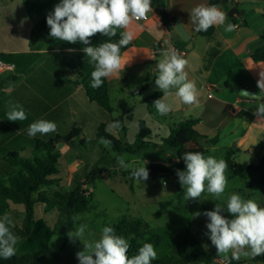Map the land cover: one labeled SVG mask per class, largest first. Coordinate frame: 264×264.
<instances>
[{"label":"crops","instance_id":"obj_1","mask_svg":"<svg viewBox=\"0 0 264 264\" xmlns=\"http://www.w3.org/2000/svg\"><path fill=\"white\" fill-rule=\"evenodd\" d=\"M162 2L166 13L173 18L171 31H168L159 10L153 9L147 20L133 21L131 30L135 33L134 39L121 53L125 67L122 72L105 78L113 111L103 118V115H98L101 112L97 104L90 102L84 91L94 71L90 58L81 49L72 47L49 49L48 42L53 39L49 35V26L45 23L42 29H38L60 0H0V60L14 69L0 75V162L8 152L30 157L37 138L51 140L56 135L79 129L77 138L67 144L61 141L55 144L60 153L58 175L72 187L73 177L93 164L87 163V159L82 158L80 151L74 149L71 143L86 138L88 128L96 131L100 125L115 137L127 138L124 123L132 119L136 107L146 109L144 101L147 98L155 93H159L160 98L164 95L155 84L157 64L162 58L161 52L171 47L185 52L181 55L188 61L185 71L188 79L196 83L199 103H181L175 96L176 90L172 89L166 102L173 105V110L164 116L153 114L163 121L152 120L146 109L148 114L144 119H138L137 127L140 121H144L149 128L151 125L167 127L171 123V128L184 120L197 119L199 122L194 126L195 130L208 140L216 138L214 146L220 147L224 154L239 151L237 154L249 155L261 147L264 155V122L258 123V117L254 115L258 104L264 102V93H260L257 86L264 62L251 59L252 53L263 45L260 34L264 30V0H228L227 4L219 6L227 13L225 25L213 26L207 32L194 30L190 12L200 4L210 6L208 0ZM232 7L243 11L242 14L232 15L233 22L228 16ZM227 24L236 27L228 32L225 31ZM122 31L117 30L118 33ZM243 90L260 94L261 99L241 96ZM112 93L116 94L115 105L111 103ZM9 102L22 105L27 119L8 121ZM117 109L122 111L121 115L113 116ZM118 117L122 120L119 127L123 126L125 130L119 127L107 130V126L116 122ZM39 119L55 122L56 131L29 136V125ZM136 134L137 130L133 132L134 137ZM8 207L6 213L11 218H17L11 226L15 233L27 238L38 231L35 229L38 219L34 218L29 233L22 235L24 209L11 203ZM41 231L52 235L48 228L38 232ZM249 259L239 261L241 264H250L249 261L261 264Z\"/></svg>","mask_w":264,"mask_h":264},{"label":"clouds","instance_id":"obj_2","mask_svg":"<svg viewBox=\"0 0 264 264\" xmlns=\"http://www.w3.org/2000/svg\"><path fill=\"white\" fill-rule=\"evenodd\" d=\"M153 12L152 0H60L54 10L47 15L46 23L50 28V37L69 44L85 45L83 53L94 64L91 72V87H102L104 79L123 71L121 48L127 47L134 39L135 33L131 30L133 21L147 20L148 14ZM191 24L196 32H207L213 26L225 25L227 13L221 11L217 5L200 4L191 12ZM236 25L227 24L225 31L231 32ZM120 32L118 42H104L90 46V38L100 34L106 37H115ZM71 51V50H70ZM161 59L157 64L158 76L155 84L164 95L154 101L157 112L164 116L173 110V105L166 102L170 90L175 89V96L185 105L199 103V90L195 81L189 80L185 71L188 61L177 50L168 48L161 52ZM257 86L264 93V70L259 73ZM241 96L260 100V94H251L246 90ZM7 120L16 122L27 119V113L19 103L9 102L6 113ZM254 115L258 123L264 122V102L256 107ZM119 122L110 123L107 130L117 129ZM57 125L53 121L39 119L31 123L27 134L35 137L37 134L47 135L55 132ZM107 148L112 142L104 137L99 141ZM182 159L186 169L176 170L178 180L185 190V200H196L206 191L220 199L227 188V162L213 156L205 157L201 152H185ZM120 167L128 169L131 166L125 162L124 156L117 157ZM142 166L132 169L131 176L141 182L148 180L149 171ZM226 211L231 215L228 218L221 213ZM195 215L199 216L200 213ZM208 218L206 224L209 230L211 244L216 248L217 255L223 257L225 264L232 260L255 258L264 255V207L254 200H245L238 193H231L226 202V208L219 204L212 211L203 213ZM73 221L80 217L74 216ZM12 219L5 213L0 217V258H12L17 253L19 237L11 230ZM86 224H79L76 229L67 233L71 241L79 240L84 250L76 253L79 264H152L157 259V252L151 243H143L138 248V254L129 257V242L115 233L111 226L101 230L98 240H85ZM230 254V255H229Z\"/></svg>","mask_w":264,"mask_h":264},{"label":"rangeland","instance_id":"obj_3","mask_svg":"<svg viewBox=\"0 0 264 264\" xmlns=\"http://www.w3.org/2000/svg\"><path fill=\"white\" fill-rule=\"evenodd\" d=\"M114 99L117 100L116 94L112 93V105H115ZM97 107L98 111L101 112L98 115H103V118H107L108 113L98 105ZM121 112V110L117 109V111H114L113 116H119ZM148 113L145 107L142 109L138 106L132 119L125 121L127 138L124 140L126 142L132 143L134 141L133 132L135 130L138 132V119H144V116ZM149 114L152 115V120L163 121L162 118ZM170 125L171 123L167 124L168 128L151 125V140L155 143H160L161 139L167 137ZM95 133L96 131L92 128L86 130L85 136L90 143L85 146H80L79 141L71 143L74 149L80 151L81 157L87 159V163L93 164L80 174L85 175L80 178L81 189L91 195L89 208L85 212L75 215L80 217L78 221H75L76 227L81 223L87 225L85 232V240L87 241L91 242L100 238L103 223L111 224L123 215H130L145 221L160 237V244L155 248L157 258L162 256L173 258L169 252V245L185 229H189L196 240L214 257L221 258V256L217 255V250L211 244L209 236L206 235L209 231L206 227L208 219L201 216L202 209L205 208L207 211H212L218 203H221L226 208L227 198L231 193H238L245 200L252 199L259 206L264 207V183L261 182V176L264 177V171L262 175L257 171L260 159L263 156L261 147H257L249 155L232 154L228 156L235 163L247 164L249 169L243 177H233L226 170L228 184L225 193L220 199L205 191L200 198L186 201L184 188L182 187L183 193H179L172 178L156 177L139 182L136 179L129 178L127 172L142 166L144 160L147 161L145 167L152 163L172 165L181 153L199 150L196 143L186 141L183 136H178L179 146L164 153H156L150 149L139 151L136 154L115 153L111 148L101 144L100 140H95ZM204 147L207 148L205 157L213 156L220 160L227 154V152L224 154L223 150L217 146ZM118 156H124L125 162L131 167L127 170L120 167L117 160ZM60 182L58 187L62 191L71 189L70 183L66 182L64 177H61ZM58 187H41L39 193L47 194L52 189H58ZM19 206L23 208V206ZM196 213H200V215L197 216L195 215ZM57 217L58 212L55 208L47 209L44 204H38L35 209V218L38 219L35 223V229L37 228L40 231L48 228L49 233H51L50 230L54 228ZM11 219L13 222L17 220L14 216ZM11 230L19 237L16 254L31 253L38 255L44 252L46 248H49L53 252L60 253L58 264H79L76 253L83 251L84 246L78 239L71 241L68 238L63 248L64 239L61 236L46 235L43 231L41 233L34 231L29 237L23 238L20 233H15L16 230L14 228ZM241 259L250 260L244 257ZM249 263L256 264L251 261Z\"/></svg>","mask_w":264,"mask_h":264},{"label":"trees","instance_id":"obj_4","mask_svg":"<svg viewBox=\"0 0 264 264\" xmlns=\"http://www.w3.org/2000/svg\"><path fill=\"white\" fill-rule=\"evenodd\" d=\"M210 5L222 6V0H208ZM162 7L163 10L159 11L160 16L166 25L168 31H171V24L173 18L170 17L165 9L162 0H152V8L158 10ZM233 22V16L229 18ZM46 21H42L38 25V29H42L46 24ZM260 38L263 40V45L256 49L251 59L254 62H264V30L260 34ZM120 39V33L117 32L115 37H106L97 34L90 38V46H96L104 42H118ZM72 47L81 49L85 45L69 44L60 40L51 39L48 42L49 49H62ZM128 47V46H127ZM126 47V48H127ZM122 47L120 52L126 50ZM84 91L87 99L90 102L96 103L106 113L111 114L113 109L110 106L108 97V84L104 79V83L100 88H92L91 82L84 87ZM161 95L155 93L147 98L144 103L146 109L151 114H159L153 103L155 100L160 99ZM115 121L121 123V117L115 119ZM199 122L197 119H187L177 123L174 127H171L167 137L161 139L160 143H155L151 140V129L146 125L144 121L138 123V132L132 143L126 142L122 136L115 137L105 131L103 125L96 129L95 140H100L104 137L112 142L111 150L115 153H128L136 154L143 150H152L156 153H164L169 149L177 148L178 136H183L186 141L194 142L198 145L199 150L205 156L207 154V148L198 144V138L214 146L217 142L216 138L206 139L205 136L200 135L194 128ZM122 130L125 128L119 127ZM80 135L79 129H72L70 132L64 135H56L51 140L35 139L34 146L31 151L30 157H23L17 152H8L0 162V217L8 211V205L18 204L23 206L24 219L22 223V235H26L32 228V223L35 218V209L38 204H44L47 209H56L58 217L54 228L51 229L52 235L61 236L64 239L63 248L67 243V233L70 230H75L76 222L73 221V217L76 214L85 212L89 208L91 195L89 192H85L81 189L80 178L83 175H75L73 177V185L69 191H62L58 185L61 181L59 177V159L60 153L56 149L55 144L59 141L67 144L71 140L77 138ZM90 141L83 137L79 140L80 146L89 144ZM264 144V139H263ZM190 152V151H186ZM239 151H227V154L221 158L227 162V171L233 177H243L248 171L247 164L235 163L228 156L237 154ZM185 152L181 153L175 163L172 165H164L161 163H152L146 166L149 171V179L161 177L172 178L176 183V189L179 193H183L182 185L178 180L176 170L181 171L186 169V165L182 159ZM131 171L127 172L129 178L134 179L131 176ZM257 171L261 173L264 171V155L260 159V163L257 167ZM261 182L264 183V177L261 176ZM55 186L58 189H52L47 194L39 193L41 187ZM131 189V187H130ZM221 207L225 208L221 203H218ZM207 210L204 208L201 211V216ZM222 215L231 218V215L226 211L221 213ZM208 219L206 216H204ZM105 226H111L114 228L115 233L124 237L130 244L128 251L129 257L138 254V248L143 243H151L157 248L160 244V237L145 221L138 217L130 215H123L117 221L108 224L103 223L102 228ZM169 252L173 256H162L152 261V264H204L210 262L214 257L204 246H202L191 233L189 229H185L182 233L177 235L172 243L169 245ZM253 261L264 264V255L257 256L252 259ZM60 261V253L52 252L46 249L41 254H16L10 259L0 258V264H58ZM231 264H241L238 260H232Z\"/></svg>","mask_w":264,"mask_h":264},{"label":"built area","instance_id":"obj_5","mask_svg":"<svg viewBox=\"0 0 264 264\" xmlns=\"http://www.w3.org/2000/svg\"><path fill=\"white\" fill-rule=\"evenodd\" d=\"M171 48L177 50L180 55H184L185 54V52L183 50H178L175 47H171ZM13 70L14 69H13L12 65L6 64V63H4L3 61L0 60V75L12 72ZM204 264H225V261H224V259L222 257L221 258L213 257L210 262H207V263H204Z\"/></svg>","mask_w":264,"mask_h":264},{"label":"water","instance_id":"obj_6","mask_svg":"<svg viewBox=\"0 0 264 264\" xmlns=\"http://www.w3.org/2000/svg\"><path fill=\"white\" fill-rule=\"evenodd\" d=\"M221 3H222V4H227V3H228V0H222ZM158 10H159V11H162L163 8H162V7H159ZM242 13H243V11H240V10H238L237 8L232 7V8H230L229 11H228V16L231 17L233 14H242ZM243 91H244V90H243ZM241 93H242V91H241ZM197 140H198V143H199L200 145L211 146V144H209V143H207V142H203L202 139H201L200 137H199Z\"/></svg>","mask_w":264,"mask_h":264}]
</instances>
